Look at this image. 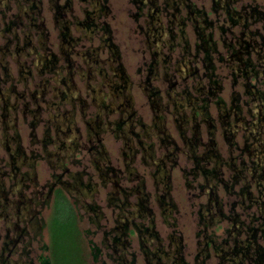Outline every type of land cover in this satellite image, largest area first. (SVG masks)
<instances>
[{"label":"rangeland","instance_id":"obj_1","mask_svg":"<svg viewBox=\"0 0 264 264\" xmlns=\"http://www.w3.org/2000/svg\"><path fill=\"white\" fill-rule=\"evenodd\" d=\"M41 1L44 7L43 15L49 32L48 47L59 54L61 41L58 37L59 29L55 27L52 9L55 0ZM59 1L63 3L66 0ZM100 1L109 8V13L107 15L100 14L98 21L109 24L112 29L113 40L121 52L123 66L132 84L129 93L134 101L133 108L136 112L133 133H140L141 136L134 135L131 130L125 134L124 131L116 133L113 130L115 126L112 123L119 117L121 112L114 109L110 112L101 110V103H109L111 100L100 93H97L96 100H94L95 95L93 93L89 94L87 91L89 87L86 80H81L79 76L75 78L80 88V96L86 99L84 101L89 106L83 109V106H80L81 103L77 102L75 110L71 101L58 100L57 88L62 87V84L50 80L52 74L40 72L35 64L29 67L31 59L35 57L34 55L30 57H26L23 53L20 55L13 53L5 55V47L13 33L1 32V28L5 23L2 20L4 16L11 17L12 12H15L18 7L12 2L10 5L14 6L15 9L8 10L4 0H0V58L7 61L10 72L13 75L12 79H8L0 70V106L4 103V98H8L9 102L18 105L19 109L15 112V116L17 117L16 129L21 136V146L27 153L35 151L41 154L45 148L41 139L45 134L46 128H50L51 137L55 139L56 131L54 125H50V121H52L51 118L54 120L57 110L66 112L69 119L70 113L75 111L73 118L81 132L82 143L87 146L91 143L88 141L90 134H92L94 143L97 142L96 139L101 138L104 150L109 154L110 164L121 171V186L125 188L135 186L137 181L133 177L136 174L141 175L145 180V190L150 193V206L155 213V226L164 240L163 244L168 247L170 243H173L171 245L173 249L177 242L180 241L183 245L184 258L188 264H197V261H202L203 259L206 264H229L227 261H222V258L212 251V248L208 249L209 255H205L203 242L206 235H214V238L220 242L225 239L228 240L227 245L234 244L233 236H230V232H227L232 220L226 217L231 214H237L238 221L235 222V225L241 222L244 225L242 232L236 236L238 239H243L249 235L247 233L249 226L257 228L255 232L256 248L258 250L261 249L264 254V226H260V219L264 218V182L262 179L260 180L262 175L264 177V162H262L261 168L255 172L249 170L253 169L252 161H259L258 157L248 152L239 153L236 146L232 147L230 145L229 141L225 139V135L222 134L225 127V116H223L225 111L221 113V110L217 108L220 105L224 106V103L225 109L229 108L230 105L237 104L241 108L238 115H240L242 124L256 119L257 125L255 127L257 129H254V125L250 126L254 129V135L256 136V132H260V130L264 131V126L259 125L261 115H264V108H258L264 103V101H261V99L264 100L262 98V95H264V74L259 76L258 80H253V83L257 86L255 89L258 92L251 94L245 85V80L234 75L235 71L238 70L237 62L233 60V56H230L231 50L225 45V41L232 44L237 43L236 39L242 26L232 24L229 12L221 7L220 4L215 6V0ZM222 1L225 2L226 0ZM225 4H229L231 8H236L241 14L246 15L255 10L254 15L257 12L261 13L262 16L264 15V0H230L229 3L225 2ZM191 7L193 11L194 9L204 11L205 15L197 13L196 16L199 21L206 16L207 21L213 22L211 26L202 30L207 36L212 32V40L217 45V48L211 54V63L204 60L206 51L203 48H199L202 41L198 39L197 27L194 26L196 23L192 18L191 12H189ZM92 8L90 0H73V11H67V17L73 21L76 20V17L82 19L86 10L91 11ZM8 17L7 20H9ZM249 20V26L247 27L249 30L258 29L264 33L262 19H255L254 21L251 16ZM199 24L200 22L197 23V25ZM150 25L157 27L158 31L161 32L157 39H155L156 34L152 33L154 30H149ZM72 27L73 35H79L75 25H72ZM14 31L16 34L19 33L20 39L24 38L20 28H16ZM32 38V42L37 45L39 43L37 35H33ZM257 40L261 41L259 37H257ZM90 44L91 42L87 39H83L77 45V49L83 50ZM93 44L95 46L99 44L98 37L95 38ZM260 47H263V45ZM43 51L41 49L42 53ZM261 52L264 57V50H261ZM99 53L103 59L108 57V53L105 50H101ZM153 55L155 58H153ZM251 56L258 63L259 58H257L255 51L251 53ZM72 57L76 65L81 64L85 67V63L79 54L73 53ZM154 61L157 63L153 64ZM60 62L63 63V60ZM210 65L213 67H209ZM27 66L33 71L32 76L28 75ZM187 66L198 68V70L194 73L187 72ZM106 67L104 65L106 71H109ZM210 72L213 73L212 76L207 74ZM63 73L65 74V72ZM96 77V80L91 81L94 85L100 80V76ZM211 77L221 86L216 90L219 98L211 99L209 115L203 116L198 111V116L195 119V112L191 109L192 104L186 103L189 98H185L188 95H185L183 91L186 90L188 94L190 93L189 97L194 99L195 95L202 94V91L207 89L209 86L208 80ZM218 83L214 84V87ZM10 87H16V92L8 91L7 89H10ZM33 90L39 91L38 104L42 105L40 111L42 123L36 129L30 123L31 115L22 113L26 102H30L32 108L36 106V102L31 101L29 97L24 99L18 97L20 92L26 91L28 95ZM153 90L156 93L149 97ZM2 92H6L3 94L4 98H2ZM190 99L193 101L192 98ZM219 99L222 101L221 104ZM216 100L217 103H215ZM98 111L103 113L104 126L103 124L102 126L99 125L98 127L102 129L97 127L95 132V129H91L88 121L94 123L96 120L94 118ZM12 119L13 117L8 122L10 123ZM211 124L217 126L216 139L211 135L213 131ZM3 126L2 123L0 127L3 128ZM146 129L149 133H145ZM33 131L34 136L32 135ZM8 133L14 135L15 131L11 128ZM166 133L168 137L164 138ZM246 134L247 131H244V129L238 132L236 141L239 142L240 146H243V137ZM4 137L5 133L0 128V158H4V161L0 164L4 167L3 169L10 171L12 167H8V164L5 165L10 156L5 143H3ZM249 137V142L255 141L254 137ZM256 137L257 141L255 143H264V136L257 135ZM163 138L165 139L164 143L162 142ZM212 138L217 141L218 151L221 153L223 160H225V162L219 164L222 168H220V175L226 185L232 187L233 192L229 193L227 187H224L221 182L222 180L217 181L216 177L212 176L211 184L212 182L216 184L215 195L217 196L216 200L219 201V205H216L215 199L213 200L211 205L213 207L212 212L218 213L217 218H220V212L226 217L221 218L219 221L215 220L217 221L216 224L206 225L208 219H210V214L206 215L204 220L202 216L203 213L205 215L207 212L208 193L203 192L198 185L206 183L205 170H210L212 173L211 169L214 165L217 166L214 161L218 159L215 157L213 158L215 159L214 161L211 158L200 160L199 157L203 150L206 151L208 148H212ZM139 140L143 143H140ZM151 144L152 148L148 147ZM12 147H17V144L13 142ZM47 148L48 150L54 149L52 144H48ZM145 148L147 151H145ZM151 149L152 155L149 152ZM164 154H168L169 158L163 164L164 166L161 165L163 166L161 170L163 176L158 175L157 177L154 175L157 169L156 163H159L158 160ZM239 154L241 155L237 156ZM233 156H237V158L234 159ZM78 158L81 159L83 165L71 163L69 167L73 170L86 167L90 173L94 174L93 179L99 184L96 200L104 210V227L109 229L115 225L117 218L127 215L126 210L128 208L120 210L117 207L109 206L108 192L112 189L113 184L111 182L106 185L102 184L94 164L91 162V155L87 147H82ZM131 158H133L132 161ZM197 160L199 161L197 162ZM242 160L246 161L247 167H241ZM262 160L264 161V155ZM127 161H131L129 162V167ZM35 164L36 178L33 180H36L41 187L51 180L53 169L44 158L36 159ZM237 168H240L241 171ZM25 169L23 167V170ZM236 175H239V177L236 178ZM253 176L256 178L255 180L263 183L261 188L255 185ZM1 180L5 181L6 187L13 183V180L7 175L1 177ZM29 183L34 185L32 180H29ZM166 184L170 186L169 200L172 199L175 204L174 207H171L172 216L169 217L164 216L163 209L157 200V190ZM31 189L32 187L29 188V190ZM131 201H135L134 196ZM38 207L41 208V215L46 219V222L50 220L53 213L52 204ZM260 209L261 212L259 211ZM80 211L84 213L83 209ZM86 216L81 220V226L84 229L88 227L95 229ZM11 222L13 223V219ZM7 223L6 218H0V231L2 234L5 232ZM145 223L147 222L145 221ZM102 235L103 231L100 229L97 234L89 235L88 237H92L100 243ZM172 235L173 238L171 237ZM25 240L27 241L28 237ZM49 242L50 232L49 228L46 227L43 230V235L38 236L31 246H28L31 249L30 255L33 264H40L38 256L41 253H46V251H42L43 245L44 243L49 244ZM130 251L136 253L139 264H146L137 234L132 236ZM14 257L17 258V255ZM245 264H249L248 261ZM262 264H264V259Z\"/></svg>","mask_w":264,"mask_h":264},{"label":"trees","instance_id":"obj_2","mask_svg":"<svg viewBox=\"0 0 264 264\" xmlns=\"http://www.w3.org/2000/svg\"><path fill=\"white\" fill-rule=\"evenodd\" d=\"M229 1L226 0L225 2L229 3ZM12 2L17 5L18 9L12 12L11 17L4 16L2 20L5 23L1 32L13 33L5 47V55L9 53L18 55L23 53L26 57L34 55L35 57L31 59L29 67L35 64L40 72L52 74L50 80L62 84V87L57 88L58 100L71 101L75 110L77 102L81 103L80 106H83V109L89 106L84 101L86 99L80 96V88L75 78L79 76L81 80H86L89 87L87 91L89 94L95 95L94 100H96L97 93L111 100L109 103L102 102L101 110L110 112L114 109L121 112L112 123L115 126L113 130L116 133L124 131V134L131 130L133 133L136 112L133 108L134 101L129 93L132 85L130 77L123 66L119 47L113 40L112 29L106 22L98 21L100 14L107 15L109 13V8L100 0H90V4L93 6L92 10H86L84 18L76 17V20L73 21L67 17V11H73V0H66L63 3L55 0L52 5L53 17L55 27L59 29L58 37L61 41V49L58 54L49 49L47 44L49 32L43 15L42 1L4 0L8 10L15 9L14 6L10 5ZM225 2L222 1L221 4L229 12L232 24L242 26L236 44L225 41V45L231 50L230 56H233V60L237 62L238 70L235 71L234 75L242 77L248 91L251 94H256L258 90L256 91L257 86L253 80H258L259 76L264 74V57L261 52L264 50V33L258 29L249 30L247 27L249 26V17L252 16L254 21L255 19H262L264 28V15L262 16L259 12L254 15L255 10L246 15L241 14L240 11L234 7L231 8L229 4L226 5ZM215 6L217 5L215 4ZM189 9L190 12L193 10V8ZM201 19L205 20L204 23L200 20L199 25L201 27L211 26V21H207L206 16ZM72 25H75L79 35H73ZM149 27V30H154L152 33L156 34L155 39H157L161 32L155 30L154 28L157 29V27L153 25ZM16 28L21 29L24 38L20 39L19 33H15ZM201 34L205 35L204 32ZM33 35L38 37L39 43L37 45L32 42ZM209 35L202 39L203 42L200 43L199 48L206 51L204 60L211 63V54L217 45ZM96 37L99 39L97 46L93 44ZM257 37L261 41H258ZM83 39H87L91 44L83 50L77 49V45ZM261 45H263L262 49H260ZM39 48L44 50L43 53ZM101 50L108 53L107 58L103 59L100 56ZM254 51L259 58L258 63L251 56ZM73 53L81 56L85 67L81 64L76 65L72 57ZM153 58H155L154 55ZM62 60L63 63L60 62ZM59 63L60 65H58ZM155 63L157 62L154 61L153 64ZM104 65L109 71H106ZM29 67L28 75L32 76L33 71ZM209 67L213 66L210 65ZM0 70L6 78H13L7 61L2 58H0ZM207 74L213 75L212 72ZM96 76H100V80L94 85L91 81L96 80ZM7 90L15 93L16 87H10ZM38 92V90H33L28 95L26 91L18 93L19 98L29 97L31 101L36 102V106L33 108L30 102H26L22 109V113L31 115L30 123L34 129L42 123L40 117L42 105L38 104L40 97ZM4 93L2 92V95ZM154 93H156L155 90L151 92L149 97L153 96ZM262 96L264 98V95ZM4 99V103L0 106V125L3 123L4 126L0 128L5 133L3 143H5L10 156L5 165L8 164V167L12 168L10 171L5 170L0 164V218H6L8 221L4 234L0 231V264H33L30 255L31 249L28 246H31L38 236L43 235V230L46 227L49 228L50 242L43 245L42 251H46V253H41L38 256L40 264H139L136 253L130 251L134 234H137L140 239L146 264H188L184 258L183 245L180 241L173 249L171 246L173 243H170L168 247L163 244L164 240L155 226V213L150 206V193L145 190V180L141 175L136 174L133 177L137 181L135 186L129 188L121 186V171L110 164L109 154L104 150L101 138L96 139L97 142L94 143L92 134H90L88 141L91 143L88 146L82 143L81 132L73 118L75 111L70 113L69 119L66 112H60L58 109L54 120L51 118L52 121H50V125L53 124L56 131L55 139L51 137L50 128H46L41 139L45 145L44 151L41 154L35 151L27 153L21 146V136L16 129L17 117L15 112L19 109L18 105L9 102L8 98ZM102 116V111H98L94 118L96 119L95 122L88 121L91 129H95V132L99 125L102 126L103 124L104 126ZM12 117L13 119L9 123L8 121ZM114 126L112 125V127ZM11 128L15 131L14 135L8 133ZM146 132L149 133L147 129ZM133 134L138 137L141 136L140 133ZM32 135L34 136V131ZM165 137H168L167 133ZM164 138L162 139L163 143L165 142ZM13 142L17 144V147H12ZM139 142L143 143L141 140ZM48 144H52L54 149L48 150ZM141 145L144 147L143 144ZM82 147H87L91 155V162L94 164L102 184L106 185L108 182L113 184L112 189L108 192L109 206L117 207L120 210L128 208L126 210L127 215L117 218L115 225L109 229L104 227V210L96 200L99 184L93 179L94 174L90 173L86 167L79 170H73L69 167L71 163L83 165L81 159L78 158ZM148 147L152 148V144ZM145 151H147L146 148ZM149 152L152 155V149ZM170 154L175 156L173 153ZM145 157L147 159L146 155ZM38 158H44L53 169L51 180L41 187L36 180H33L36 178L35 161ZM168 158L169 155L164 154L158 160L159 163H156L157 169L154 172L155 176H163L161 170ZM132 160L133 158H131ZM3 161L4 158H0V163ZM131 161H127L128 167ZM23 167L26 169L23 170ZM131 173L133 174V172ZM6 175L13 180L9 187H6L5 181L1 180V177ZM29 180L34 181L33 186ZM30 187H32L31 190H29ZM169 188L170 186L166 184L157 190V200L165 217L172 216L171 207L175 206L172 199L169 200ZM133 196L135 197L134 202L131 201ZM50 204H52L53 213L50 220L46 222V219L41 215V208L38 206ZM81 209L84 210V213H81ZM259 211L261 212V209ZM85 216L95 229L90 227L84 229L81 226L80 222ZM204 218L205 215L203 214L202 219L204 220ZM226 218H233L227 232L233 236L234 244L227 245L228 240L223 239L220 242L214 238V235H206L203 242L205 255H209L208 249L212 248V251L222 258V261H227L229 264H242L245 260L249 264H262L264 254L261 249H257L249 258V255L252 254V248L257 246L254 243L257 228L249 226L247 228L249 235L243 239H238L236 236L242 232L243 223L235 225V222L238 221L236 214L228 215ZM12 219L13 223L11 222ZM220 219L217 218L216 220L219 221ZM260 220V226L263 227L264 218L262 217ZM216 222H208L206 225L216 224ZM100 229L103 231L100 243L94 238L88 237L97 234ZM26 237H28L27 241L25 240ZM171 237L173 238V235ZM251 244L252 247H250ZM16 255L17 258L14 257ZM197 264L206 263L203 259L197 261Z\"/></svg>","mask_w":264,"mask_h":264},{"label":"flooded vegetation","instance_id":"obj_3","mask_svg":"<svg viewBox=\"0 0 264 264\" xmlns=\"http://www.w3.org/2000/svg\"><path fill=\"white\" fill-rule=\"evenodd\" d=\"M228 1L229 0H227V2ZM221 3H222V0H220L218 2H217V0H215V4L216 5L220 4V6L223 7V4H221ZM178 11H179V8H178ZM189 12H190V10H189ZM197 13H199L201 15H205V14H204V11L199 10V9H196L195 11L191 10V14H192L193 20L196 23V27L198 29L197 30L198 31V34H199L198 39L199 40L201 39V41H202L203 38H206L208 36L206 34L205 35L201 34L202 33V30H203V27H201L200 25H197V23L200 22L197 19V17H195ZM201 22L204 23L205 20L204 21L202 20ZM183 23H182V25H184ZM210 24L212 25L213 22H210ZM154 29L158 31V29H156V28H154ZM209 34L212 35V32H210ZM211 35H209L210 38H212ZM260 49H261V47H260ZM195 57H196V55H195ZM197 70H198V68H195V67L192 68L191 66H189V67L187 66V72L190 71V73H194ZM208 81H209L208 82L209 83V86L207 87V89L203 90L202 91V94L195 95V98L194 99H193V97H189V94L190 93L188 94V92L186 90L183 91V93L185 95H188L187 97L185 96V98H189L188 102H186V103H188L190 105L192 104V108L191 109L193 110V112H195L194 113L195 114L194 115V118L195 119L198 116V111H199V114H201L203 116L209 115L210 114V102H211V99L213 100L214 98L215 99L219 98V96H217V94H216V90L219 89L221 86L212 77ZM217 83H218V85L217 86L215 85L216 87H214V84H217ZM190 98H192L193 101ZM261 101H264V100L261 99ZM215 103H217V100L215 101ZM219 103L220 104L222 103L221 99H219ZM223 105L224 106L220 105V106L217 107L218 109L221 110V113H223L225 111V113L223 114V116H225V121H224L225 127L223 128V133L222 134L225 135V139L229 141V143H230V145L232 147H235L236 146V149L238 150L239 153H242V152L246 153V152H248V153L253 154L256 157H258V160L259 161H252V164L251 165L253 166V169H249L252 172H255L257 169L261 168V164H262V162H264L262 160L263 159V155H264V143H262V142L255 143L257 141V137L256 136L257 135L264 136V131L263 130H260V132L259 131L256 132L257 135L255 136L254 135V129H257L255 127L257 125V120L256 119H254L252 122L246 121V122H244L242 124L240 115H238V114H240V109L241 108L239 106H237V104H234V105H230L229 108L227 107V109H225V103ZM258 108H260V109L264 108V103H262L260 106H258ZM233 116H234V119H233ZM261 116L262 117L260 119L259 125L260 126H264V115H261ZM243 121H245V120H243ZM251 125H254V129L250 127ZM211 126H213V131H212V134L211 135L214 136V138L216 139L217 131H218L217 126L214 125V124H211ZM260 128H262V127H260ZM243 129H244V131H247V134L243 137V139H244L243 146H240L239 145V142L236 141V138H237L238 132L239 131H242ZM248 135L254 137L255 138L254 139L255 141L252 142V143H251V141L249 142V138L250 137ZM214 138H212V148L211 149L208 148L206 151L203 150V153H201V155L199 157L200 160L201 159L211 158L214 161L215 159H213V158H215V157L218 159L217 161H214L217 164V166L214 165V167L211 169L212 170V173H211L210 170L209 171L205 170L206 183H204V184L203 183H200L198 185V187H201V189H202L203 192L208 193V203H207V206L208 207L206 209L207 212L205 213V216L208 215V214H210V219H208V222H213V220L215 221L217 219L216 216L218 215V213L212 212L213 207L211 205L213 204L212 203L213 200L215 199L216 205H219V201L216 200V197L217 196L215 195V187H216V184H214L213 182L211 184V178L216 177L217 181L222 180L221 182L223 183L224 187H227L228 192L229 193H232L233 192L232 189H231L232 187L230 185L227 186L226 185V182L223 181L224 179L220 175V173H221L220 171H221L222 168L219 166V164L225 162V160H223V158L221 157V153L218 151V148H217L218 147L217 146L218 143H217V141ZM259 147H261V148L259 149ZM240 155L241 154H239L237 156H240ZM237 156H233V158L235 159V158H237ZM198 161L199 160H197V162ZM246 164H247L246 161L242 160L241 167H243V168H244V166L247 167ZM237 169H239L241 171L240 168H237ZM239 170H238V172H239ZM203 171H204V169H203ZM208 175H210L211 177L208 176ZM235 177L238 178L239 175H236ZM236 178H234V179H236ZM253 178H254V176H253ZM255 179L256 178H254L255 185L257 187L261 188V185H263V183L262 182L260 183L258 180H255ZM261 179L264 182L263 175L261 176L260 180ZM236 180H238V179H236ZM256 182H257V184H256ZM250 199H251V197H250ZM219 210L221 211L220 208H219ZM219 214H220V218H225V215L222 212H220ZM236 216H237V214H236ZM228 219L233 220V218H228ZM252 244L250 245V247H252ZM256 250H257L256 247L252 248V254L249 255V258L252 257V255L255 253ZM230 251L233 252V250H230ZM245 263H246V260L243 261L242 264H245Z\"/></svg>","mask_w":264,"mask_h":264}]
</instances>
